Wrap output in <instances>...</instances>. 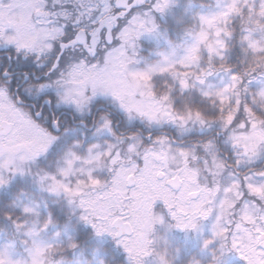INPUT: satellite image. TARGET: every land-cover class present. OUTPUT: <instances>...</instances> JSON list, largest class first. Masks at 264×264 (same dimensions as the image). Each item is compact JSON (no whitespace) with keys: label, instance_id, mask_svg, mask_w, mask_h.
I'll return each mask as SVG.
<instances>
[{"label":"snow or ice","instance_id":"1","mask_svg":"<svg viewBox=\"0 0 264 264\" xmlns=\"http://www.w3.org/2000/svg\"><path fill=\"white\" fill-rule=\"evenodd\" d=\"M0 264H264V0H0Z\"/></svg>","mask_w":264,"mask_h":264}]
</instances>
